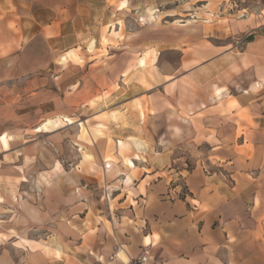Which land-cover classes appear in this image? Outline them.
I'll use <instances>...</instances> for the list:
<instances>
[{
    "label": "crops",
    "instance_id": "1",
    "mask_svg": "<svg viewBox=\"0 0 264 264\" xmlns=\"http://www.w3.org/2000/svg\"><path fill=\"white\" fill-rule=\"evenodd\" d=\"M143 8L149 0H0L1 75L12 67L35 74L60 54L66 64L110 19L117 25ZM207 25L152 35L147 26L139 45L123 48L121 57L145 61L144 73L130 82L135 70L107 74L109 82L89 88L107 92L118 77L112 95L138 96L90 117L120 109L105 125L119 164L107 156L109 140L102 150L87 145L91 158L80 163L89 173L101 169L102 181L84 179L79 197H66L33 237L0 224V264H127L145 251L150 264H264V36L241 47L251 29L243 22L228 31ZM145 92L157 100L149 128L128 112ZM158 116L168 119L161 134L151 125ZM11 141L0 138L4 148ZM186 141L207 149L190 169L180 147Z\"/></svg>",
    "mask_w": 264,
    "mask_h": 264
},
{
    "label": "rangeland",
    "instance_id": "2",
    "mask_svg": "<svg viewBox=\"0 0 264 264\" xmlns=\"http://www.w3.org/2000/svg\"><path fill=\"white\" fill-rule=\"evenodd\" d=\"M120 19L119 25L110 19L107 26L95 30V44L78 48L74 51L76 56L66 64L58 62L63 55L60 54L55 63L29 76H22L16 67L10 68L8 74L0 72V138L5 134L12 138L10 146L5 147L7 150L0 143V224L5 223L14 235L19 233L27 238L43 231L44 227L40 228L45 225L48 213L61 210L66 197L72 194L79 197L84 179L95 175L94 179L102 181L101 169L89 173L80 163L86 158L87 145L102 150L109 140L107 156L119 164L114 154L118 145L105 125L114 120V116L118 115L116 120L119 119L120 109L115 115L90 117L104 105L112 107L138 96L112 95L119 89L118 77L107 92L93 94L89 88L93 84H104L106 79L109 82L107 74L127 75L135 70L126 79L130 82L135 74L144 73L140 60L121 57L123 48L129 47L131 41L132 45H139L147 26L149 35L162 31L177 34L185 33L178 28L186 24L209 23L228 31L229 26L239 22L251 28L239 36L243 47L249 38L264 36V0H149V8ZM152 63L151 57L147 65ZM136 79L145 88L149 87L144 77ZM144 95L128 105V112L149 128V114L154 112L151 106L157 100L146 96V92ZM167 120L161 116L153 119L151 125L156 134L166 129ZM180 147L185 153V169H190L195 160L207 152L205 146L189 141L181 143ZM97 163L100 165L98 159ZM2 214H10V218H3Z\"/></svg>",
    "mask_w": 264,
    "mask_h": 264
},
{
    "label": "built area",
    "instance_id": "3",
    "mask_svg": "<svg viewBox=\"0 0 264 264\" xmlns=\"http://www.w3.org/2000/svg\"><path fill=\"white\" fill-rule=\"evenodd\" d=\"M107 196H108V193H107ZM150 258H151L150 252L145 251L138 259L131 261L127 264H150Z\"/></svg>",
    "mask_w": 264,
    "mask_h": 264
},
{
    "label": "bare ground",
    "instance_id": "4",
    "mask_svg": "<svg viewBox=\"0 0 264 264\" xmlns=\"http://www.w3.org/2000/svg\"><path fill=\"white\" fill-rule=\"evenodd\" d=\"M152 15H153V14H152ZM143 21H144V20H143ZM140 66H141V67H145V61L142 60V61L140 62ZM85 157H86V159L91 158V157H89V156H85ZM109 166H110V165H109Z\"/></svg>",
    "mask_w": 264,
    "mask_h": 264
},
{
    "label": "trees",
    "instance_id": "5",
    "mask_svg": "<svg viewBox=\"0 0 264 264\" xmlns=\"http://www.w3.org/2000/svg\"><path fill=\"white\" fill-rule=\"evenodd\" d=\"M250 41H252V38H249V40H247V42H250Z\"/></svg>",
    "mask_w": 264,
    "mask_h": 264
}]
</instances>
